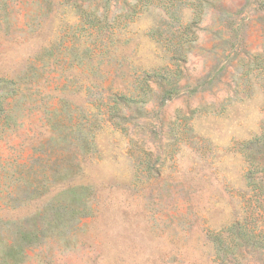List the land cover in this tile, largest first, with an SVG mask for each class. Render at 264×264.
<instances>
[{
	"label": "rangeland",
	"instance_id": "rangeland-1",
	"mask_svg": "<svg viewBox=\"0 0 264 264\" xmlns=\"http://www.w3.org/2000/svg\"><path fill=\"white\" fill-rule=\"evenodd\" d=\"M0 264H264V0H0Z\"/></svg>",
	"mask_w": 264,
	"mask_h": 264
},
{
	"label": "trees",
	"instance_id": "trees-1",
	"mask_svg": "<svg viewBox=\"0 0 264 264\" xmlns=\"http://www.w3.org/2000/svg\"><path fill=\"white\" fill-rule=\"evenodd\" d=\"M254 206H255V205L253 204V199H250V200L247 202V207H248V210L250 211V214H251V215H254V214H255V212H254ZM242 230H244V229H242ZM242 230H240V232H241ZM244 232L246 233L247 231L244 230ZM257 236L260 238V240L262 239L260 235H257V234H255V233H254V234H251V237H254V238H255V237H257ZM259 238H258V239H259ZM258 241H259V240H258Z\"/></svg>",
	"mask_w": 264,
	"mask_h": 264
}]
</instances>
